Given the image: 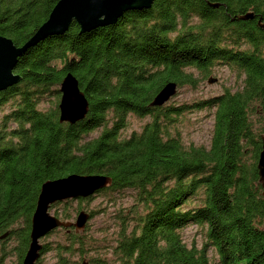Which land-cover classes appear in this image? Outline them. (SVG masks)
Here are the masks:
<instances>
[{
  "label": "trees",
  "instance_id": "trees-1",
  "mask_svg": "<svg viewBox=\"0 0 264 264\" xmlns=\"http://www.w3.org/2000/svg\"><path fill=\"white\" fill-rule=\"evenodd\" d=\"M55 1L0 0V34L21 45ZM246 12L252 17L238 18ZM258 20L264 21V0H153L85 31L71 21L17 56L19 79L0 89V110L8 106L0 114V242L14 239L18 264L40 184L69 173L110 177L92 194L69 199L129 190L132 202L129 212L117 214L111 258L70 260L87 242L63 228L67 241L53 244L50 264H212L209 246L214 264H264L256 170L264 118L255 109L264 107V27ZM216 65L235 72L234 90L149 104L166 81L195 87ZM66 72L88 103L72 123L58 120V86ZM199 109L213 111L208 146L184 144L170 132L185 112ZM128 113L149 119L122 136ZM53 214L67 220L68 207ZM189 224L205 226L199 247L180 236ZM48 249L41 244L39 254ZM4 255L1 248L0 262Z\"/></svg>",
  "mask_w": 264,
  "mask_h": 264
},
{
  "label": "water",
  "instance_id": "water-1",
  "mask_svg": "<svg viewBox=\"0 0 264 264\" xmlns=\"http://www.w3.org/2000/svg\"><path fill=\"white\" fill-rule=\"evenodd\" d=\"M153 0H56L50 8L47 17L34 32L21 44L15 45L12 40L0 34V89L16 82L19 75L13 72L16 58L28 46L50 34L63 32L71 21H74L78 31H85L99 25L112 23L129 8L148 7ZM216 5V4H212ZM246 12L238 18H251ZM264 27V21H257ZM214 77H208L207 82ZM176 90L174 81H166L150 100V105H161L171 97ZM59 98L57 102L58 120L72 123L82 118L87 111V99L79 89L76 78L66 72L58 86ZM260 149L256 160V170L261 183V196L264 203V134L259 136ZM110 183V177L104 174H77L67 175L44 180L39 187L35 206L30 217L28 232L29 241L22 256L21 264H34L39 256L41 243L38 239L56 227L81 230L89 213L80 209L73 220H64L49 212L54 202L68 198L85 197L98 188ZM3 235V234H2ZM0 235V236H2ZM83 264V263H82Z\"/></svg>",
  "mask_w": 264,
  "mask_h": 264
},
{
  "label": "rangeland",
  "instance_id": "rangeland-1",
  "mask_svg": "<svg viewBox=\"0 0 264 264\" xmlns=\"http://www.w3.org/2000/svg\"><path fill=\"white\" fill-rule=\"evenodd\" d=\"M56 62L58 64V61ZM193 74L199 76L194 70ZM208 77H214L215 79L211 82H207ZM237 83L238 79L234 71L225 65H216L213 66L211 72L206 77L198 80L195 87L182 85L176 88L175 93L166 103L189 102L194 99L219 94L224 88H228L232 91L235 89ZM42 105L47 106L48 102H44ZM7 109V105L3 106L0 110V114ZM255 109L259 113V119L264 118V107L258 104ZM212 112V109H199L185 112L180 117L179 121L176 122L175 127L170 129V132L174 133V131H177L184 144L194 143L208 146L213 124ZM252 118L255 117L252 115ZM148 119V116L137 117L136 115L128 113L126 125L122 128L121 135L126 136L132 130H139L142 124ZM94 133L95 132L92 134ZM68 200V204L62 201H58L59 203L54 202L49 207V212L53 214L54 211H56L59 215L62 209L67 206L69 212V218H67V220H73L79 209H83L88 213L89 210L93 211L92 215L85 222L84 227L76 231L82 238L86 239L87 243L83 246L82 253H78V250H80L78 248L74 250L73 253H70V260L88 262L90 258L97 256L111 258V247L114 244V236L118 225L117 214L121 211L129 212L128 206L132 202L131 191L123 190L112 196L94 194L90 199L82 201L69 198ZM63 228L64 227H56L38 239L39 243H45L51 247V249L39 254L37 257L39 261L37 263L34 262V264H50L55 259V252L52 249L53 244L55 242L67 241L63 233ZM180 236L186 245L193 243L199 247L206 239L205 226L189 224L180 230ZM13 244V238L4 242L3 245L0 242V257L1 248L5 252L0 264H18L15 251L12 249ZM207 256L210 263L214 264L216 262L217 255L213 247H208Z\"/></svg>",
  "mask_w": 264,
  "mask_h": 264
}]
</instances>
